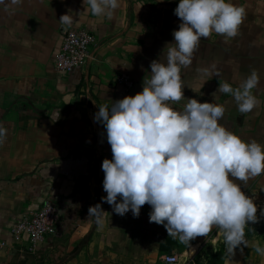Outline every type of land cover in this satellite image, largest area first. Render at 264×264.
<instances>
[{
    "label": "crops",
    "instance_id": "crops-1",
    "mask_svg": "<svg viewBox=\"0 0 264 264\" xmlns=\"http://www.w3.org/2000/svg\"><path fill=\"white\" fill-rule=\"evenodd\" d=\"M231 2L246 10L239 35L227 41L216 33L202 38L192 64L181 71L185 99L169 103L181 111L186 99L222 105L225 114L218 122L223 127L244 142L264 146V0ZM119 3L112 19L84 11L83 0L0 4V122L8 129L0 144V264H160L167 256L206 264L224 245L216 227L189 245L169 236L163 225L150 223L147 204L134 218L131 211L117 215L102 202L107 195L102 162L111 160L112 152L95 113L142 92L151 62L166 63L165 46L174 42L172 33L181 23L174 15L179 0ZM69 9L77 20L70 27L59 22ZM63 28L84 29L96 39L95 60L69 75L55 70ZM201 68L212 74L202 75ZM253 70L260 78L253 89L259 103L251 113H241L234 98L217 89L225 82L238 87ZM119 75L128 76L134 88L118 85ZM235 182L253 199L259 222L244 229L247 247L239 246L234 256L225 250L224 264H264L255 251L261 233L250 232L264 226V174ZM47 200L58 206V230L31 255L28 241L15 243L11 230ZM96 204L107 213L102 230L88 219L89 207Z\"/></svg>",
    "mask_w": 264,
    "mask_h": 264
},
{
    "label": "clouds",
    "instance_id": "clouds-1",
    "mask_svg": "<svg viewBox=\"0 0 264 264\" xmlns=\"http://www.w3.org/2000/svg\"><path fill=\"white\" fill-rule=\"evenodd\" d=\"M22 3L0 0L7 7ZM83 5L94 17L112 19L120 3L83 0ZM73 14L69 9L59 18L60 24L76 23ZM174 15L181 23L172 33L174 42L165 46L166 63L151 62L142 92L113 102L110 109L100 106L95 113L112 152V159L102 162V187L107 194L102 202L115 214L131 211L134 218L147 204L150 223L163 225L169 236L189 245L216 227L217 239L223 237L226 252L234 256L239 246L247 247L245 227L259 222L256 204L235 181L247 183L264 174V146L254 140L244 142L223 127L218 122L225 114L222 105L186 99L181 111L169 102L185 99L181 71L192 64L201 39L213 33L225 41L237 37L246 10L231 0H179ZM198 71L212 74L208 68ZM259 83L253 70L238 87L225 82L217 92L230 94L241 113H251L259 103L253 94ZM7 131L0 122V144ZM105 214L96 204L89 207L88 219L94 218L102 230ZM255 251L264 256V247L257 245Z\"/></svg>",
    "mask_w": 264,
    "mask_h": 264
},
{
    "label": "built area",
    "instance_id": "built-area-1",
    "mask_svg": "<svg viewBox=\"0 0 264 264\" xmlns=\"http://www.w3.org/2000/svg\"><path fill=\"white\" fill-rule=\"evenodd\" d=\"M61 48L56 57L55 70L61 75H69L74 71L83 70L89 63L95 60L93 48L96 46V39L84 29H60ZM115 82L123 85L126 89L134 88L133 81L126 75H119ZM60 215L56 204L47 200L40 210L30 213L11 230V236L15 243L22 244L28 241L27 251L34 255L39 246L46 238L56 235ZM4 244L1 245L3 247ZM160 264H179L175 256H167Z\"/></svg>",
    "mask_w": 264,
    "mask_h": 264
},
{
    "label": "trees",
    "instance_id": "trees-1",
    "mask_svg": "<svg viewBox=\"0 0 264 264\" xmlns=\"http://www.w3.org/2000/svg\"><path fill=\"white\" fill-rule=\"evenodd\" d=\"M250 232L253 233H262L264 232V226H261L259 229H254L251 230ZM209 260L206 264H224L225 259H226V253L224 249L218 250L215 254L209 255L208 256ZM197 264H202L197 262Z\"/></svg>",
    "mask_w": 264,
    "mask_h": 264
},
{
    "label": "rangeland",
    "instance_id": "rangeland-1",
    "mask_svg": "<svg viewBox=\"0 0 264 264\" xmlns=\"http://www.w3.org/2000/svg\"><path fill=\"white\" fill-rule=\"evenodd\" d=\"M258 229H259V228H258ZM258 238H259V237H258ZM258 238H257V242L261 243V244H260L261 247H264V232L261 233L259 240H258ZM257 244H258V243H257ZM218 248H219L218 250H220V249H224V250H225V245H220V244H219ZM206 250H207V254H209L210 246L205 247V250H204V251H206ZM199 263H201V262H199ZM179 264H183V263H182V262H179ZM184 264H185V263H184ZM186 264H187V263H186Z\"/></svg>",
    "mask_w": 264,
    "mask_h": 264
}]
</instances>
